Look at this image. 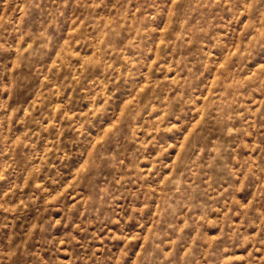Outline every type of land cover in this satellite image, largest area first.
Returning a JSON list of instances; mask_svg holds the SVG:
<instances>
[{"label":"rangeland","instance_id":"1","mask_svg":"<svg viewBox=\"0 0 264 264\" xmlns=\"http://www.w3.org/2000/svg\"><path fill=\"white\" fill-rule=\"evenodd\" d=\"M0 264H264V0H0Z\"/></svg>","mask_w":264,"mask_h":264}]
</instances>
